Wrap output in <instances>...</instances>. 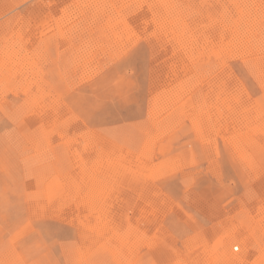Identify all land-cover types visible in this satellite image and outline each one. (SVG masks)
<instances>
[{"label":"rangeland","instance_id":"1","mask_svg":"<svg viewBox=\"0 0 264 264\" xmlns=\"http://www.w3.org/2000/svg\"><path fill=\"white\" fill-rule=\"evenodd\" d=\"M263 33L264 0H0V264L263 249Z\"/></svg>","mask_w":264,"mask_h":264},{"label":"bare ground","instance_id":"2","mask_svg":"<svg viewBox=\"0 0 264 264\" xmlns=\"http://www.w3.org/2000/svg\"><path fill=\"white\" fill-rule=\"evenodd\" d=\"M176 1V0H175ZM223 2V1H222ZM227 2V1H226ZM66 11V10H65ZM247 11V10H246ZM254 11V10H253ZM204 13V12H203ZM248 13V12H247ZM65 14V13H64ZM249 14V13H248ZM21 17V16H20ZM176 17V16H175ZM123 18V17H122ZM245 18V17H244ZM248 18V17H247ZM258 19V18H257ZM242 20V19H241ZM120 22V21H119ZM255 22V21H254ZM139 23V22H138ZM221 23V22H220ZM201 24V23H200ZM221 25V24H220ZM153 27V26H152ZM200 27V26H199ZM203 27V26H202ZM252 27V26H251ZM255 27V26H254ZM211 28V27H210ZM214 29V28H213ZM232 29V28H231ZM64 31V30H63ZM225 31V30H224ZM264 34V33H263ZM236 35V34H235ZM228 36V35H227ZM230 36V35H229ZM198 37V36H197ZM200 37V36H199ZM215 37V36H214ZM192 38V37H191ZM230 38V37H229ZM239 38V35H238ZM161 39V38H160ZM231 39V38H230ZM234 39V38H233ZM232 39V43L234 44ZM217 40V39H216ZM239 40V39H238ZM191 42V41H190ZM211 42V41H210ZM236 43L237 40H236ZM176 44V43H175ZM179 45V44H178ZM62 46V45H61ZM231 48V47H230ZM245 48V47H244ZM208 49V48H207ZM219 49V48H218ZM250 50V49H249ZM228 51V50H227ZM192 52V51H191ZM261 59V58H260ZM258 60V58H257ZM262 62V61H261ZM20 63V62H19ZM193 63V62H192ZM246 63V62H245ZM252 64V63H251ZM255 66V65H254ZM62 67V66H61ZM258 68V67H257ZM256 68V69H257ZM255 69V70H256ZM259 69V68H258ZM257 71V70H256ZM264 71V70H263ZM252 72V71H251ZM259 72V70L257 71ZM260 73V72H259ZM258 73V74H259ZM257 74V73H256ZM261 74V73H260ZM98 75V74H97ZM255 77V76H254ZM260 77V76H259ZM261 78V77H260ZM263 79V78H262ZM260 80V82L262 81ZM229 80V79H228ZM264 80V79H263ZM239 82V81H238ZM259 82V83H260ZM189 83V82H188ZM263 84V81H262ZM264 86V85H263ZM179 89V88H178ZM234 89V88H233ZM186 91V90H185ZM182 96V95H181ZM245 97V96H244ZM176 101V100H175ZM151 107V106H150ZM54 109V108H53ZM176 114V113H175ZM251 116V115H250ZM166 117V116H165ZM196 118V117H195ZM235 119V118H234ZM161 120V119H160ZM194 120V119H192ZM261 123V122H260ZM203 124V123H202ZM239 127V126H238ZM153 128V127H152ZM164 131V130H163ZM237 135V134H236ZM202 136V135H201ZM69 139V138H68ZM123 139V138H122ZM236 145V144H235ZM151 148V147H150ZM84 166V165H83ZM91 173V172H90ZM67 174V173H66ZM84 174V173H83ZM65 177V176H64ZM101 183V182H100ZM66 184V183H65ZM102 188V187H101ZM105 188V187H104ZM47 189V188H46ZM68 192V191H67ZM98 194V193H97ZM99 195V194H98ZM95 197V196H94ZM166 198V197H165ZM58 200V199H57ZM61 200V199H60ZM154 200V199H153ZM98 202V201H97ZM145 205V204H144ZM168 206V205H167ZM203 207V206H202ZM255 207V206H254ZM64 209V208H63ZM144 209V208H143ZM223 209V208H222ZM209 212V211H208ZM142 213V212H141ZM229 214V213H228ZM259 215V214H258ZM95 218V217H94ZM141 219V218H140ZM90 221V220H89ZM105 221V220H104ZM154 221V220H153ZM90 223V222H89ZM92 224V223H91ZM100 225V224H99ZM260 225V224H259ZM104 226V225H103ZM149 227V226H148ZM243 229V228H242ZM103 230V228H102ZM243 231V230H242ZM109 232V231H108ZM158 232V231H157ZM112 233V231H111ZM225 233V232H224ZM110 234V233H109ZM114 234V233H113ZM116 234V233H115ZM225 244H224V252L223 256L225 258V264H264V247L263 249H260L256 251V254L254 256V250L255 249V243L254 240H249L246 236L238 231V230H229L227 233H225ZM113 237V235H112ZM125 239V238H124ZM145 242V241H144ZM174 243V242H173ZM234 243H240L241 245V252L235 253L231 246ZM239 245V244H238ZM263 246V245H262ZM7 248V247H6ZM237 250L239 249L238 246H235ZM262 248V247H261ZM80 249V248H79ZM78 249V250H79ZM239 251V250H238ZM184 252V251H183ZM84 264V263H83Z\"/></svg>","mask_w":264,"mask_h":264}]
</instances>
